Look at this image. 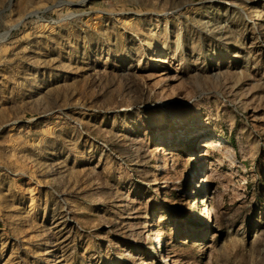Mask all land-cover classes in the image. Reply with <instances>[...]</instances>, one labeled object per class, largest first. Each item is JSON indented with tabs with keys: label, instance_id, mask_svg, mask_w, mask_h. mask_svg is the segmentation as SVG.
Wrapping results in <instances>:
<instances>
[{
	"label": "rangeland",
	"instance_id": "374dc122",
	"mask_svg": "<svg viewBox=\"0 0 264 264\" xmlns=\"http://www.w3.org/2000/svg\"><path fill=\"white\" fill-rule=\"evenodd\" d=\"M0 264H264V0H0Z\"/></svg>",
	"mask_w": 264,
	"mask_h": 264
},
{
	"label": "bare ground",
	"instance_id": "6f19581e",
	"mask_svg": "<svg viewBox=\"0 0 264 264\" xmlns=\"http://www.w3.org/2000/svg\"><path fill=\"white\" fill-rule=\"evenodd\" d=\"M213 142V141H212ZM222 142V141H221ZM214 144H216L217 146L219 145V146H222L223 144V142L222 143H220V142H213ZM159 166H161V167H163L164 165L163 164H161V165H159ZM158 240V239H157ZM161 243V242H160Z\"/></svg>",
	"mask_w": 264,
	"mask_h": 264
}]
</instances>
